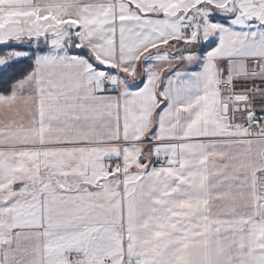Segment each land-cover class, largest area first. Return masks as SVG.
<instances>
[{
  "label": "snow or ice",
  "instance_id": "6c2138e0",
  "mask_svg": "<svg viewBox=\"0 0 264 264\" xmlns=\"http://www.w3.org/2000/svg\"><path fill=\"white\" fill-rule=\"evenodd\" d=\"M0 264H264V0H0Z\"/></svg>",
  "mask_w": 264,
  "mask_h": 264
}]
</instances>
